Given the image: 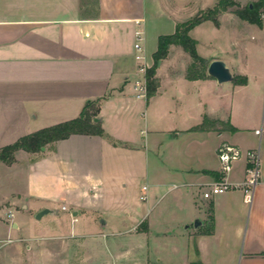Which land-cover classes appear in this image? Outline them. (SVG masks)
<instances>
[{
    "label": "crops",
    "instance_id": "obj_1",
    "mask_svg": "<svg viewBox=\"0 0 264 264\" xmlns=\"http://www.w3.org/2000/svg\"><path fill=\"white\" fill-rule=\"evenodd\" d=\"M217 1L0 0V149L78 118L91 102L104 135H72L47 147L68 151L70 144L73 153L82 146L101 167L103 152L150 165L138 205H116L104 194L99 164L76 176L67 153L68 160L57 158L60 170L48 186L29 183L22 210L40 204L35 216L61 211L71 226L88 210L104 216L91 237L64 238L96 248L113 264H264V7L260 27L229 11L218 17V27L207 21L189 33L201 58L224 62L245 85L186 80L191 59L170 46L155 69V94L137 98L133 90L143 77L134 45L139 42L150 68L158 38ZM204 119L207 128L196 130ZM222 144L259 152L260 182L251 195L230 191L204 200L202 193L219 179ZM29 161L31 181L37 170ZM134 163L122 169L131 175ZM244 169L241 158L226 180L241 182ZM117 174L115 168L120 179ZM11 229L20 231L19 223Z\"/></svg>",
    "mask_w": 264,
    "mask_h": 264
},
{
    "label": "rangeland",
    "instance_id": "obj_2",
    "mask_svg": "<svg viewBox=\"0 0 264 264\" xmlns=\"http://www.w3.org/2000/svg\"><path fill=\"white\" fill-rule=\"evenodd\" d=\"M255 1L257 0H240L241 8ZM197 12L198 9L191 16H195ZM200 41L203 42L201 39ZM136 62L142 63V61ZM138 141H140L139 138ZM71 146L69 144L66 147L68 151H65L63 146L47 147L46 145L37 152L36 158L32 159L27 152L21 151L15 153V162L12 165L0 163V221H3L0 223V264H113L111 260L101 257L96 248L85 246L82 241L73 243L64 238L70 233L76 238L91 237L94 234L93 227L100 223V219L105 220L104 216L98 218L95 211L88 210L79 217L76 225L71 226L69 219L63 217L66 214L61 211L58 216H45L37 220L32 212L40 204L30 202L27 211L20 207L24 200L23 194L27 191L30 182V184H40L44 187L51 183L52 174L60 170L57 158L63 162L65 159L68 160L66 154L71 153L74 156L72 162L74 164L71 168L76 176L86 172L87 165L98 168L99 160L96 155L87 154L82 146L77 147V150L72 153L69 149ZM103 154V165L101 167L99 164V168L101 167L104 194L116 205L127 202L131 206H137L141 189L148 184L144 174L150 165L141 163L138 166V161L136 162L126 154L112 155L104 152ZM30 159L31 165L36 166L37 170V176L31 181L28 179V175L33 172L28 167ZM130 161H135L134 169L129 171L131 175L126 173L127 170L125 172L122 169ZM115 168L120 179L113 175ZM10 213L13 214V219L7 217ZM109 214L104 213L107 219H110ZM13 221L19 223L20 231L11 229ZM153 252L151 251V254Z\"/></svg>",
    "mask_w": 264,
    "mask_h": 264
},
{
    "label": "trees",
    "instance_id": "obj_3",
    "mask_svg": "<svg viewBox=\"0 0 264 264\" xmlns=\"http://www.w3.org/2000/svg\"><path fill=\"white\" fill-rule=\"evenodd\" d=\"M263 7V0L249 3L243 8H240L234 0H218L213 8L200 11L188 21L176 25L175 32L172 35L160 36L157 42V49L152 55L153 65L147 68L145 72L146 99L153 96L156 92L158 83L155 79V69L158 62L166 59L168 56L170 46L180 47L191 59V64L185 73L186 80L197 81L208 79L210 78L207 76L209 63L197 54V43L190 37V31L207 21L212 22L218 27V17L222 13L229 11L235 14L240 20L260 27ZM246 82L245 77H233V83L236 86H243ZM97 111L94 103H87L78 118L19 138L15 143L0 149V163L10 166L15 162L14 155L16 152L37 153L44 146L68 139L72 135L102 137L104 132L101 128L100 121H95ZM208 124L209 120L204 119L196 130H205Z\"/></svg>",
    "mask_w": 264,
    "mask_h": 264
},
{
    "label": "built area",
    "instance_id": "obj_4",
    "mask_svg": "<svg viewBox=\"0 0 264 264\" xmlns=\"http://www.w3.org/2000/svg\"><path fill=\"white\" fill-rule=\"evenodd\" d=\"M139 40L140 38H138V41ZM134 49L137 52L135 60L138 62L142 61L138 67V71L143 77L141 80L134 83L133 90L137 98H144L146 97L145 72L147 68L143 61L142 49L139 42L134 45ZM255 133L259 134V131ZM216 157L220 166L219 179L202 193V198L204 200H210L214 196L230 191H241L244 195H251L260 182L259 152L247 151L242 154L238 149L227 144H222L216 151ZM241 158H243L245 162L244 178L239 183H229L226 180V176L231 173L234 163ZM143 190H145V188H143ZM140 199L145 201L146 197L142 196Z\"/></svg>",
    "mask_w": 264,
    "mask_h": 264
},
{
    "label": "water",
    "instance_id": "obj_5",
    "mask_svg": "<svg viewBox=\"0 0 264 264\" xmlns=\"http://www.w3.org/2000/svg\"><path fill=\"white\" fill-rule=\"evenodd\" d=\"M160 64V61L158 62ZM207 76L214 79L218 84H225L233 82V76L229 69L226 67L225 63L220 60L212 61L207 68ZM99 121V119H95ZM53 211L49 209H44L36 216L37 220H40L43 216L52 214ZM102 223V222H101ZM104 224V223H103ZM194 227L197 228L200 223L198 221L194 222Z\"/></svg>",
    "mask_w": 264,
    "mask_h": 264
}]
</instances>
